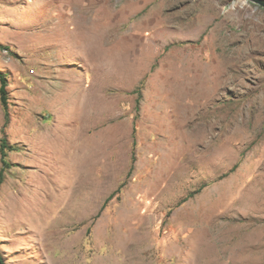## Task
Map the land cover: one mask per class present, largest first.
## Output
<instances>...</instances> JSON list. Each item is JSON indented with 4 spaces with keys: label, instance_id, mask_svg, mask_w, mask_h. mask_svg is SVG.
Segmentation results:
<instances>
[{
    "label": "rangeland",
    "instance_id": "1",
    "mask_svg": "<svg viewBox=\"0 0 264 264\" xmlns=\"http://www.w3.org/2000/svg\"><path fill=\"white\" fill-rule=\"evenodd\" d=\"M0 70L6 264H264V0H0Z\"/></svg>",
    "mask_w": 264,
    "mask_h": 264
},
{
    "label": "trees",
    "instance_id": "2",
    "mask_svg": "<svg viewBox=\"0 0 264 264\" xmlns=\"http://www.w3.org/2000/svg\"><path fill=\"white\" fill-rule=\"evenodd\" d=\"M0 82H1V87H0V93H1V102H2V105H3V108H4V111H5V125H4V128L7 126V124L9 123V120H10V112H9V92H8V84H9V81H8V77L7 75L0 70ZM135 131V130H134ZM137 142L136 140L134 141V146H136ZM8 148H11L12 149V146L9 144L8 142V139L6 136L2 137L1 138V143H0V152H1V158H2V168L0 170V189H1V186L4 182V179H5V170H6V167L9 166V161L7 160V149ZM133 161H135V152H134V155H133ZM133 168L134 166L130 169V172L128 174V177L131 175V173L133 172ZM109 198L106 200V202L104 203L103 205V208L106 206L107 202H108ZM0 264H6L5 262V259L3 257V254L1 253L0 251Z\"/></svg>",
    "mask_w": 264,
    "mask_h": 264
}]
</instances>
